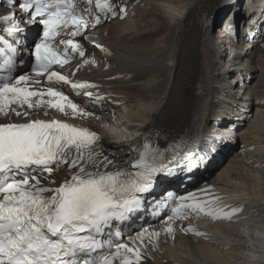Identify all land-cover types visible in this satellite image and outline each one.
Here are the masks:
<instances>
[{
    "label": "bare ground",
    "instance_id": "obj_1",
    "mask_svg": "<svg viewBox=\"0 0 264 264\" xmlns=\"http://www.w3.org/2000/svg\"><path fill=\"white\" fill-rule=\"evenodd\" d=\"M115 2L126 7L127 16L104 19L98 27L87 30V39L78 37L87 54L65 69L73 81L98 86L85 88L94 94L91 99L86 96L88 101L75 97L69 85L62 86L74 102L93 115L73 118L70 109L65 115L49 108L30 110V116L61 119L97 130L105 149L126 160L133 155L130 145L144 141L171 148L210 118L208 129L212 133L207 134L202 153H208L213 161L216 153L212 148L208 150L209 145L222 137L230 145L219 160L200 167L191 177L228 159L216 176L202 181L191 194L202 197V190L207 189L221 195L222 204L241 206L243 211L231 221L193 215L182 222L208 233L207 239L177 230L174 240L161 231L156 248L137 241L136 246L145 256L142 264H264V52H259L256 43L247 42V52H233L236 61L230 63L224 51L228 42L223 40L230 37V32L222 24V34H213L214 26L224 23L228 11L239 20L249 15L242 8L248 5L246 0ZM257 2L260 4L253 5L257 9L252 15L255 20L235 23L241 29V37L254 33L258 35L254 40L264 38V30L254 32L264 22V0ZM234 35L237 39L240 33ZM95 44L103 45L108 52ZM92 52L98 57L97 66L84 63ZM69 70L78 74L73 76ZM229 75L240 78L237 84L243 81L240 90L227 83ZM96 95L105 97L102 103H95ZM254 107L256 117L248 124ZM121 133L124 138L117 140ZM238 137L242 150L237 148ZM65 175V171L54 173L57 185ZM235 179L243 185L235 184ZM164 223L162 219L149 226L162 230Z\"/></svg>",
    "mask_w": 264,
    "mask_h": 264
},
{
    "label": "snow or ice",
    "instance_id": "obj_2",
    "mask_svg": "<svg viewBox=\"0 0 264 264\" xmlns=\"http://www.w3.org/2000/svg\"><path fill=\"white\" fill-rule=\"evenodd\" d=\"M0 3L12 9L0 14L7 25L0 31L11 37L0 35V264H142L145 256L137 241L156 248L161 231L174 240L177 230L207 239L208 233L182 222L193 215L214 221L239 218L241 206L224 205L221 195L207 189L202 197L168 193L163 229L143 226L125 242L121 222L156 203L149 201L156 181L173 174L166 163L169 148L146 142L139 158L128 161L109 153L97 130L61 119L33 118L30 110L52 108L68 115L70 109L73 118L93 115L62 86L77 93L98 86L74 82L55 66L62 69L73 53L84 57L82 44L74 38L100 25L102 16L122 19L126 7L115 0H83L82 5L76 0ZM37 24L40 37L29 46L24 25ZM95 47L108 52L103 45ZM24 55L34 59V75L17 73ZM84 94L93 97L92 92ZM104 99L96 95L95 103ZM206 159V154H192L180 167L191 178ZM59 171L66 175L57 185L54 173Z\"/></svg>",
    "mask_w": 264,
    "mask_h": 264
},
{
    "label": "rangeland",
    "instance_id": "obj_3",
    "mask_svg": "<svg viewBox=\"0 0 264 264\" xmlns=\"http://www.w3.org/2000/svg\"><path fill=\"white\" fill-rule=\"evenodd\" d=\"M257 1H260V0H254V1H252V0H246V4H248V5H244V6H242V8H243V11H244V13L245 12H249L248 14L249 15H247V16H245V17H243L242 19H238V18H236V15H234L233 13H231V12H229L228 11V15H226V19L224 20V23H219V24H217V25H215L214 26V31H213V34H216V36H219V35H221L222 33H220V31L222 30L223 31V29L222 28H226V29H229V25H231L232 27H234V30L232 29H230V30H228L229 32H231V34H232V37L234 38V40H232V44H229V42L231 41L230 40V37L226 40V39H224L223 38V40H225V42H228V44H227V46L224 44L223 45V47H225L224 48V51H225V59H226V61L228 60V62H230V63H234L235 61H236V56H235V58L233 57L234 56V54L232 53V51H234V49L236 50V52H238V53H246L247 51L245 50V48H247L248 46H249V44H247V42H254V43H256L257 44V48L259 49V52L260 53H263L264 52V38H260V39H256V40H254V39H252L253 37H254V33L253 34H250V33H248L249 35H248V37L247 38H244V37H241V29H240V27H237L236 25H235V23H239L240 25H241V23L242 22H244V23H246L247 21L249 22V21H253V20H255V17L254 16H252L253 15V12H254V10H257L256 8H255V6H253V5H255L256 3L258 4L259 2H257ZM263 1V0H262ZM248 2V3H247ZM256 2V3H255ZM256 4V5H257ZM260 4V3H259ZM262 6V5H261ZM249 7V8H248ZM246 8V9H245ZM248 9V10H247ZM250 10V11H249ZM126 16H127V14H126ZM225 16V14L223 15V17ZM251 16V17H250ZM222 17V18H223ZM254 22H257V21H254ZM262 22V23H261ZM260 22V26H261V28L258 30L257 28L255 29V31L254 32H258V31H260V30H264V22L263 21H261ZM223 24V26H222V28H221V25ZM243 26H245V24H243ZM249 30V29H248ZM236 34V32H239L240 33V36L239 37H237V39L235 38V35L233 34ZM93 35V34H92ZM91 35V36H92ZM229 36H231V35H229ZM258 35H256V37H257ZM252 37V38H251ZM227 38V37H226ZM235 39H236V41H235ZM254 40V41H253ZM233 45H235V46H233ZM92 53H94V52H92ZM234 60V61H233ZM97 64H98V62H97V60L94 62V64H93V66H97ZM73 71V72H72ZM72 71H70L69 70V72L70 73H73V75H76V73H75V71L74 70H72ZM235 77H236V75H229V78H228V83H232L233 84V87H235L236 89L235 90H240L241 88H242V83H239V84H237L239 81L238 80H240V78L237 76L236 77V80H235ZM238 85V86H237ZM239 87V88H238ZM245 88V87H244ZM245 91V90H244ZM224 92L225 91H223L222 92V96H224ZM216 99H218V101L221 99V98H217L216 97ZM241 102H244V101H241ZM263 109H264V106L262 107ZM256 109H257V107H254L253 109H252V111L250 112V115H249V117H248V124H250L251 123V121L256 117ZM230 117H234V114H231L230 115ZM223 125V124H222ZM122 134L123 133H121L118 137H117V140L119 139V137H121L122 136ZM235 135V134H234ZM235 137V136H234ZM122 138H124V136H122ZM121 139V138H120ZM127 139V138H126ZM130 141V140H129ZM236 142H237V148L239 149V150H242V147H243V145H242V143H241V141H240V139H239V137H238V139H236ZM228 159V158H227ZM226 159V160H227ZM226 160H225V158L223 159V160H221V161H219L218 163H219V166L218 167H216V164L215 165H213V166H211L210 168H208V169H204L203 171H201V172H199L198 174H197V177L196 178H199V180L201 181V180H203V181H205V180H209V179H212L214 176H216V174L218 173V171H219V167L220 166H222L223 164H225V162H226ZM218 169V170H217ZM214 172V173H213ZM193 179H194V177H193ZM234 183L235 184H237V185H243V183L241 182V181H239V180H237V179H235L234 180Z\"/></svg>",
    "mask_w": 264,
    "mask_h": 264
}]
</instances>
